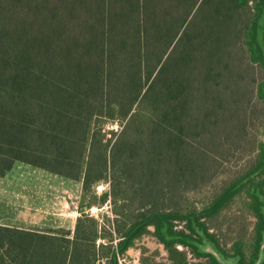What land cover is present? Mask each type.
Masks as SVG:
<instances>
[{
	"label": "trees",
	"instance_id": "16d2710c",
	"mask_svg": "<svg viewBox=\"0 0 264 264\" xmlns=\"http://www.w3.org/2000/svg\"><path fill=\"white\" fill-rule=\"evenodd\" d=\"M262 73L264 0H0V177L81 186L72 229L0 224V264H121L149 234L141 264H235L209 221L242 192L264 264Z\"/></svg>",
	"mask_w": 264,
	"mask_h": 264
},
{
	"label": "rangeland",
	"instance_id": "374dc122",
	"mask_svg": "<svg viewBox=\"0 0 264 264\" xmlns=\"http://www.w3.org/2000/svg\"><path fill=\"white\" fill-rule=\"evenodd\" d=\"M264 77V73L261 74ZM235 160V159H234ZM232 164H238L237 160ZM258 175L253 178L258 180ZM264 183V176L258 180ZM80 182L61 177L43 169L16 162L12 169L0 177V223L32 229H49L63 227L72 229L79 213ZM264 188V184L261 186ZM108 190V184L101 182L96 186L97 193ZM209 221L210 231L215 232L222 254L233 261L237 260L236 251L244 253L245 262H249V252L256 241V228L259 218L253 210L241 206L240 199L252 201V197L244 192ZM206 192L194 196L199 206L205 203ZM242 195V194H241ZM97 207L95 215L109 211L108 202ZM88 208H85V211ZM94 215V214H93ZM262 239V237H261ZM241 241V243H238ZM152 255L155 261H166L167 251L151 234L137 240L135 245L120 257L121 264H141V254ZM190 263L209 264L205 257H194L188 253ZM256 258V256H255ZM254 258V259H255ZM253 259V261H254ZM98 264H107L105 260Z\"/></svg>",
	"mask_w": 264,
	"mask_h": 264
},
{
	"label": "water",
	"instance_id": "95a60500",
	"mask_svg": "<svg viewBox=\"0 0 264 264\" xmlns=\"http://www.w3.org/2000/svg\"><path fill=\"white\" fill-rule=\"evenodd\" d=\"M207 250H208L211 254H213L219 262H221V263H225V264H233L232 261L223 259V258L219 255V253H218L217 251H215V250H213V249H211V248H207ZM262 256H263V252H262V250H261V251H260V256H259V258L257 259V261H256L255 264H258V263H259V261L261 260Z\"/></svg>",
	"mask_w": 264,
	"mask_h": 264
},
{
	"label": "built area",
	"instance_id": "2783aa9c",
	"mask_svg": "<svg viewBox=\"0 0 264 264\" xmlns=\"http://www.w3.org/2000/svg\"><path fill=\"white\" fill-rule=\"evenodd\" d=\"M97 207H89L88 209H86V212L90 213V214H94L97 212Z\"/></svg>",
	"mask_w": 264,
	"mask_h": 264
},
{
	"label": "flooded vegetation",
	"instance_id": "af4514ba",
	"mask_svg": "<svg viewBox=\"0 0 264 264\" xmlns=\"http://www.w3.org/2000/svg\"><path fill=\"white\" fill-rule=\"evenodd\" d=\"M234 263V262H233ZM235 264H238L236 261H235Z\"/></svg>",
	"mask_w": 264,
	"mask_h": 264
},
{
	"label": "crops",
	"instance_id": "0c3cea01",
	"mask_svg": "<svg viewBox=\"0 0 264 264\" xmlns=\"http://www.w3.org/2000/svg\"><path fill=\"white\" fill-rule=\"evenodd\" d=\"M0 224H3V223H0Z\"/></svg>",
	"mask_w": 264,
	"mask_h": 264
}]
</instances>
